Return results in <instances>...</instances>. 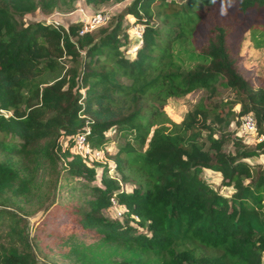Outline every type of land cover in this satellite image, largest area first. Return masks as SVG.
<instances>
[{
    "label": "trees",
    "instance_id": "16d2710c",
    "mask_svg": "<svg viewBox=\"0 0 264 264\" xmlns=\"http://www.w3.org/2000/svg\"><path fill=\"white\" fill-rule=\"evenodd\" d=\"M66 1L74 0H0V264H45L31 247L25 218L58 204L62 189L71 210L60 242L91 232L119 243L124 248L112 252L127 255L113 264H264V167L245 161L264 154V140L250 148L225 134L251 113L264 136V83L254 87L242 75L222 26L209 32L206 48L193 42L216 7L263 48L264 0H131L112 25L83 34L80 21L64 28L17 19ZM124 15L144 28L131 55ZM219 88L235 98L216 100ZM199 89L208 98L179 123L154 127L167 99ZM111 129L120 143L115 169L133 184L130 191L119 190L106 167L98 178L80 155L60 153V138L78 133L102 149ZM204 169L219 173L233 193L212 188L200 177ZM61 175L76 182L60 183ZM112 196L126 207L121 220L104 215ZM84 243L74 242L73 250L86 264L110 263L95 250L82 253Z\"/></svg>",
    "mask_w": 264,
    "mask_h": 264
},
{
    "label": "rangeland",
    "instance_id": "374dc122",
    "mask_svg": "<svg viewBox=\"0 0 264 264\" xmlns=\"http://www.w3.org/2000/svg\"><path fill=\"white\" fill-rule=\"evenodd\" d=\"M130 1L131 0L114 2L110 0L90 5L87 4L85 0H74L73 2L66 1V4H59L58 6L49 8V10L43 9V6L38 5L34 11L19 15L17 19L24 25L35 22H42L44 24L57 22L60 24V27H68L71 23H77L79 21L77 9L79 7H83L85 8L86 15L88 16L98 11H102L104 14L109 15V19L105 24L112 25L116 21L115 18L117 15L124 13V7L130 3ZM153 22L159 23L160 20L155 19ZM122 23L127 26L126 32L130 35V41L128 44L130 49H128L127 54L131 55V53L134 52V48L137 45H140L139 43L142 40V32L144 28L141 24L135 23L134 18L130 15H124ZM219 25L224 28L227 38L230 41V46L233 49V53L238 56V67L242 75L251 81L254 84V87L264 83V47L255 48L250 39L249 30L244 26L239 25L237 19L232 15H229V13H223L216 7L209 10L206 20L200 25L199 29L194 34L193 42L196 47L199 50L206 48L210 42L209 32L211 30L214 31ZM140 34L141 37H139ZM60 61L65 64V68L67 70L71 68V63L66 60V56L60 59ZM218 91L219 95L216 97V100H230L235 98L234 92L231 90L219 88ZM202 98H208V94L205 90L199 89L192 91L183 97L167 99L166 104L163 107L164 115H162L160 119L156 120L154 127H163L164 129L171 128L173 123H179L191 107ZM239 108V105L236 104L233 109L237 112L239 111ZM1 112L6 116L11 114V112L4 110H1ZM225 134H228L230 139H233L235 136L239 137L243 144L250 148H253L259 141H261L260 137L264 140L263 135L243 132L240 127L235 128L234 125H232V127L229 126V128L225 130ZM105 135L109 138V142L103 146L102 149L91 148L93 153L89 155L84 151H81L82 155L78 154L76 149L73 147V140L67 137H61L60 153L62 154V152L66 150L71 155H80L82 159L88 163V165L91 167L94 166L98 178L102 174L104 167H106L108 176L116 181L119 190L130 191L133 184L125 182L118 170L115 169L114 162L115 158L118 156L117 151L120 144L116 130H108ZM224 148L226 151H233L231 143H226ZM245 161L251 164L256 170L259 167H264V154H260L257 157L247 158ZM200 175V177L207 181L212 188H215L223 195L229 197L233 193V188L221 185V175L219 173L203 170ZM60 180V183L64 184H67L70 181L76 182V179L66 180L64 175L60 176ZM94 184H96V180ZM116 191L117 190H115L114 193H116ZM66 194V189H62L57 194L56 202L58 204H55L45 210L37 209L35 213H32L25 218L27 220L26 230L28 232L29 241L36 257L45 264H86L83 257L80 256L81 251L73 250L74 242L81 240L85 242L81 246L82 253L84 254L88 255L92 250H95L96 254L99 253L98 257H102V259H104L105 255H108L107 258L110 260L109 264H113V260L120 261L123 259L124 255L127 254L120 255L119 253L114 254L112 252L114 249L121 251L124 248L123 245L102 240L101 237L96 236L91 232L87 235L82 234L75 236L65 243L60 242V237H63L65 234V231L62 230L60 224L65 222L70 217V214L67 211L71 210V206L68 204L66 199ZM62 195L65 197H62ZM115 200H117L115 196H112L110 199L111 202L113 201L116 203ZM33 208L34 206L29 207L31 210H33ZM125 212L126 207L123 204L117 203L115 206L110 205L107 207L104 215L109 219L121 220ZM53 216L59 223L57 221L50 220ZM5 231L6 228L2 225L0 227V240L6 238L3 237ZM73 240L75 241L71 242ZM90 245L92 249L88 247ZM74 251H76L78 258L76 256L72 257V254H75ZM106 262L107 260H104L103 264H106ZM262 262L264 263V255L262 256Z\"/></svg>",
    "mask_w": 264,
    "mask_h": 264
},
{
    "label": "built area",
    "instance_id": "2783aa9c",
    "mask_svg": "<svg viewBox=\"0 0 264 264\" xmlns=\"http://www.w3.org/2000/svg\"><path fill=\"white\" fill-rule=\"evenodd\" d=\"M77 12L79 15V21L82 23L80 34L93 31L97 27L105 24L109 19V15L104 14L102 11L92 13L88 16L86 15L85 8L79 7L77 9ZM50 24H53L55 27L60 26V24L57 22H53ZM139 37H141V34L139 35ZM238 127H240L243 132L251 134L254 133L255 135H258L255 117L251 113H246L240 117V123ZM86 131L89 132L88 127L86 128ZM71 139L73 140V147L76 149L78 154H81V151L88 153V155L93 153V150L91 149L84 133H78L71 137ZM260 140H262V137H260ZM115 201L116 203L112 201L111 205L115 206V204L119 203L117 200Z\"/></svg>",
    "mask_w": 264,
    "mask_h": 264
},
{
    "label": "clouds",
    "instance_id": "9594fccd",
    "mask_svg": "<svg viewBox=\"0 0 264 264\" xmlns=\"http://www.w3.org/2000/svg\"><path fill=\"white\" fill-rule=\"evenodd\" d=\"M142 43V40H141V42L139 43V44H141ZM137 47H138V45H137ZM136 50V49H135Z\"/></svg>",
    "mask_w": 264,
    "mask_h": 264
},
{
    "label": "crops",
    "instance_id": "0c3cea01",
    "mask_svg": "<svg viewBox=\"0 0 264 264\" xmlns=\"http://www.w3.org/2000/svg\"><path fill=\"white\" fill-rule=\"evenodd\" d=\"M204 170H207V169H204ZM207 171H209V170H207ZM210 172H212V171H210Z\"/></svg>",
    "mask_w": 264,
    "mask_h": 264
},
{
    "label": "bare ground",
    "instance_id": "6f19581e",
    "mask_svg": "<svg viewBox=\"0 0 264 264\" xmlns=\"http://www.w3.org/2000/svg\"><path fill=\"white\" fill-rule=\"evenodd\" d=\"M137 48V46L134 48V50Z\"/></svg>",
    "mask_w": 264,
    "mask_h": 264
}]
</instances>
